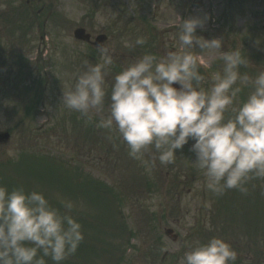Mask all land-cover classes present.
I'll use <instances>...</instances> for the list:
<instances>
[{
  "label": "rangeland",
  "instance_id": "1",
  "mask_svg": "<svg viewBox=\"0 0 264 264\" xmlns=\"http://www.w3.org/2000/svg\"><path fill=\"white\" fill-rule=\"evenodd\" d=\"M181 1L0 0V131H11L10 139L0 145V185L9 191L17 187L42 191L61 215L70 214L81 223L84 239L62 264H183L190 246L213 236L229 241L241 256L239 264H264L261 181H252L247 194L231 189L216 196L192 166L196 153L188 142L176 150L170 165H161L151 147L133 158L115 125L93 142L95 136L85 133V125L73 124L77 115L80 122L85 117L60 105L63 87L73 85L85 61L95 64L104 59L99 48L91 50L74 37L75 28L107 34L105 46L115 73L145 52L160 57L174 49L177 28L172 21L182 11ZM231 2L209 0L188 18L206 17L197 35L222 38V50L239 48L253 62L246 41L252 46L253 36L264 32V4L237 0L231 7ZM219 14L224 18L220 20ZM261 36L264 40V33ZM141 37L145 44L134 45ZM255 46L262 47L261 57H255L257 72L264 68V44ZM205 63L207 68H201L205 81L214 67L222 70L218 54ZM240 71L252 72L250 65ZM106 79L110 81L111 75ZM31 103L35 109L27 115L25 108ZM89 118L94 122L98 118L97 126L102 127L99 116L85 119ZM183 153L188 156L181 157ZM93 173L108 193L99 192L90 179ZM74 175L82 179L69 177ZM180 183L193 185L182 190ZM67 187H73V194ZM64 200H71L73 208H65ZM168 227L178 233L177 242L165 234Z\"/></svg>",
  "mask_w": 264,
  "mask_h": 264
},
{
  "label": "clouds",
  "instance_id": "2",
  "mask_svg": "<svg viewBox=\"0 0 264 264\" xmlns=\"http://www.w3.org/2000/svg\"><path fill=\"white\" fill-rule=\"evenodd\" d=\"M172 23L173 50L160 57L145 52L115 73L110 49L99 46L103 61H85L73 85L63 87L60 105L85 118L99 116L102 127L115 125L133 158L151 147L161 165H170L176 150L194 140L191 164L216 196L231 189L247 194L256 180L264 187V70L241 72L250 64L248 55L239 48L222 50V38L197 35L206 17L178 16ZM144 44L142 37L134 41ZM217 54L222 70L205 81L201 68ZM61 203L74 206L71 200ZM83 239L81 223L61 215L42 191L0 185V264H46V257L62 264ZM237 258L229 241L213 236L190 246L183 264H235Z\"/></svg>",
  "mask_w": 264,
  "mask_h": 264
},
{
  "label": "water",
  "instance_id": "3",
  "mask_svg": "<svg viewBox=\"0 0 264 264\" xmlns=\"http://www.w3.org/2000/svg\"><path fill=\"white\" fill-rule=\"evenodd\" d=\"M75 35L77 36V37H82V38H89V35H86L85 33H84V30L83 29H77L76 31H75ZM177 87H179V85L177 84L176 85ZM7 137H9V133H4V134H0V140L1 139H7ZM170 232V231H169Z\"/></svg>",
  "mask_w": 264,
  "mask_h": 264
},
{
  "label": "flooded vegetation",
  "instance_id": "4",
  "mask_svg": "<svg viewBox=\"0 0 264 264\" xmlns=\"http://www.w3.org/2000/svg\"><path fill=\"white\" fill-rule=\"evenodd\" d=\"M191 142H192V144L194 143V140H192V139H189Z\"/></svg>",
  "mask_w": 264,
  "mask_h": 264
}]
</instances>
